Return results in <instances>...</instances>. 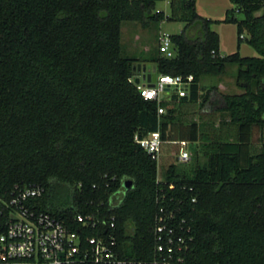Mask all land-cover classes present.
<instances>
[{"label":"trees","instance_id":"obj_1","mask_svg":"<svg viewBox=\"0 0 264 264\" xmlns=\"http://www.w3.org/2000/svg\"><path fill=\"white\" fill-rule=\"evenodd\" d=\"M161 1L0 0V211L17 187L42 186L36 211L84 237L104 233L115 217L121 256L148 259L164 207L191 229L188 264H264V0H230L222 20L201 16L197 0H170L168 15L156 10ZM164 21L185 24L171 35L172 58L159 46L149 59L124 55L123 23ZM221 23L237 27L235 53L220 51L213 26ZM243 42L260 56L243 57ZM142 62L157 76L193 75L189 94L145 100L138 87L147 79L136 84ZM230 64L241 94L201 88L202 77L222 76ZM198 103L222 115L213 137L196 122L178 127L180 107ZM156 132L163 142L177 134L203 142L206 162L196 151L190 172L171 164L159 179L157 155L136 140ZM80 214L98 229H85Z\"/></svg>","mask_w":264,"mask_h":264},{"label":"built area","instance_id":"obj_2","mask_svg":"<svg viewBox=\"0 0 264 264\" xmlns=\"http://www.w3.org/2000/svg\"><path fill=\"white\" fill-rule=\"evenodd\" d=\"M193 1V0H189ZM170 4V3H169ZM160 51L172 58L171 35H159ZM193 75L157 76L155 83L139 85L145 100H162L167 92L179 97L189 94ZM164 109H159L163 114ZM137 142L149 153L158 155L164 144L159 132ZM190 154L183 150L179 162H189ZM44 194L42 186L16 188L9 200H3L0 211V264H188L191 229L186 220H179L175 210L162 207L154 226V248L148 259H125L119 251L116 236V219L106 225L105 232L84 237L79 231L57 220L48 213L36 211L33 203ZM1 200V199H0ZM196 199H193L195 202ZM77 222L85 229L97 228V222L77 216Z\"/></svg>","mask_w":264,"mask_h":264},{"label":"rangeland","instance_id":"obj_3","mask_svg":"<svg viewBox=\"0 0 264 264\" xmlns=\"http://www.w3.org/2000/svg\"><path fill=\"white\" fill-rule=\"evenodd\" d=\"M170 0H164L157 4L156 10L164 11L167 15L170 13ZM235 6L230 0H197L198 13L206 18L213 20H222L225 18L226 11ZM242 18V14L237 15ZM185 24L178 21H164L157 25L145 27L138 22H125L122 26V48L125 56L137 58L140 60L149 59L157 53L159 46V35L161 33H168L170 35L179 34L184 29ZM213 30L221 36L220 45L223 55L235 53L238 45L237 27L234 24L221 23L213 26ZM150 50V51H148ZM146 51V52H145ZM148 52V53H147ZM240 53L243 57H259L258 52L248 43L243 42ZM147 64V63H146ZM149 68H153V64H147ZM238 66L233 64L227 67L226 74L222 76H204L200 81L202 89H209L218 84L224 85V93L226 94H240L243 91L237 87ZM143 83V81H142ZM166 113V110L164 111ZM178 127L182 130L196 122L200 125L202 131L213 137L214 134L220 132V121L222 115L220 112L210 107V105L186 104L178 110ZM235 133L234 129L229 131L228 136ZM262 130L256 129L253 134V151L259 152L261 149ZM226 135V134H225ZM224 135V136H225ZM195 145L186 140H180L177 134V139L174 141L164 142L161 152L157 155L159 163V179L163 180L164 173L171 164L178 166L179 172L188 173L196 163V151L200 152L199 162L203 164L206 162V156L201 153L202 145ZM198 146V147H197ZM187 151L191 158L187 164H179V154L181 151Z\"/></svg>","mask_w":264,"mask_h":264},{"label":"water","instance_id":"obj_4","mask_svg":"<svg viewBox=\"0 0 264 264\" xmlns=\"http://www.w3.org/2000/svg\"><path fill=\"white\" fill-rule=\"evenodd\" d=\"M139 72H141L143 74L142 78H138L136 80V84H141V82H145L146 79L148 81V83H155L157 80V72H156V67L154 66L153 68H149V66H147V64H142L139 66L138 68ZM130 187H132V182L127 181L124 183V188L125 189H129Z\"/></svg>","mask_w":264,"mask_h":264},{"label":"crops","instance_id":"obj_5","mask_svg":"<svg viewBox=\"0 0 264 264\" xmlns=\"http://www.w3.org/2000/svg\"><path fill=\"white\" fill-rule=\"evenodd\" d=\"M220 35V34H219ZM220 40H221V36H220ZM221 43V42H220ZM148 51H150V50H148ZM220 51H221V53H222V50H221V45H220ZM146 52V51H145ZM148 53V52H147ZM141 64H143V62L141 63ZM147 64H152V63H147ZM214 87H217L218 89H219V91L220 92H222V93H224V85L222 84V83H220V84H218L217 86H214ZM224 94H226V93H224ZM241 94V93H240Z\"/></svg>","mask_w":264,"mask_h":264}]
</instances>
